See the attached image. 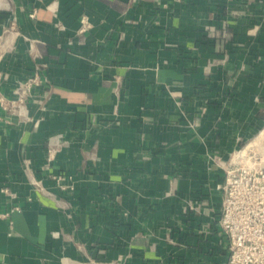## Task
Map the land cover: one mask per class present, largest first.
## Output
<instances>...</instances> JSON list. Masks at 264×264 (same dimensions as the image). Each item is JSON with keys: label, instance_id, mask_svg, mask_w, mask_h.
I'll return each mask as SVG.
<instances>
[{"label": "crops", "instance_id": "obj_1", "mask_svg": "<svg viewBox=\"0 0 264 264\" xmlns=\"http://www.w3.org/2000/svg\"><path fill=\"white\" fill-rule=\"evenodd\" d=\"M263 123L264 0H0V264H225Z\"/></svg>", "mask_w": 264, "mask_h": 264}, {"label": "built area", "instance_id": "obj_2", "mask_svg": "<svg viewBox=\"0 0 264 264\" xmlns=\"http://www.w3.org/2000/svg\"><path fill=\"white\" fill-rule=\"evenodd\" d=\"M240 9L230 10L220 21L221 25L231 27L234 23L240 24L246 17ZM34 16V11H31L29 17ZM13 24L14 20L11 26ZM90 27L87 17H81L77 34H84ZM39 75V71H35L19 84L16 91L19 101L31 92V87L40 83ZM261 140L264 141V123L249 140L220 162L223 177L218 185L222 191L218 225L228 242L225 264H264V151L258 150ZM253 146H258L254 147L258 154Z\"/></svg>", "mask_w": 264, "mask_h": 264}, {"label": "rangeland", "instance_id": "obj_3", "mask_svg": "<svg viewBox=\"0 0 264 264\" xmlns=\"http://www.w3.org/2000/svg\"><path fill=\"white\" fill-rule=\"evenodd\" d=\"M261 141H262V143H260V144L258 145V146H261V148H258V150H259V151H264V141H263V140H261ZM258 146H253V148H254V147H258ZM262 148H263V150H261ZM254 150H255L256 153L258 154L259 151H258L257 149H255V148H254Z\"/></svg>", "mask_w": 264, "mask_h": 264}]
</instances>
